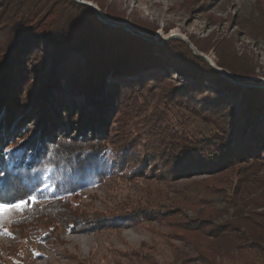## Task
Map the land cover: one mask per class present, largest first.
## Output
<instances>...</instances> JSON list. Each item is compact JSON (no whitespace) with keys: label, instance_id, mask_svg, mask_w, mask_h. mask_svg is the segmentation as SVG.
I'll list each match as a JSON object with an SVG mask.
<instances>
[{"label":"rangeland","instance_id":"rangeland-1","mask_svg":"<svg viewBox=\"0 0 264 264\" xmlns=\"http://www.w3.org/2000/svg\"><path fill=\"white\" fill-rule=\"evenodd\" d=\"M83 1H88L107 25L125 26L132 34L154 42L156 48L151 53L159 57V62L145 57L141 63L112 71L106 81L95 83L92 92L70 96L73 102H67L68 107L73 105V113L79 112L71 120L79 119L80 129L85 126L88 131H76L70 138L50 137L44 143L45 154L68 155L80 150L82 155L97 153L100 159L95 164L104 165L97 175L101 178L71 190L60 203L45 206L39 201L0 221L11 233L0 234V264H183V252L184 257L189 255L202 242V232L212 228L205 223L207 215L221 211L223 215L216 224L227 218L224 212L229 189L240 179L238 172L243 165L214 177L202 173L183 177L176 169V154L207 138L210 140L205 151L220 148L218 136L210 138L214 136V123L204 119L202 113L207 112L211 119L237 117L240 122L247 116L240 92L244 89L233 93L218 89V83L203 75L202 66L195 69L188 65L184 53L171 50L170 42L183 41L194 55L224 70L226 74L220 72V76L235 85H256L264 90V0ZM8 2L10 6L14 0H0V12L9 9ZM31 2L16 0L23 11ZM101 3L150 28L143 31L130 19L111 17ZM2 21L3 16L0 28L7 24ZM250 31L254 33L248 35ZM30 35L43 38L42 33ZM198 44L208 49L202 51ZM166 47L167 53L163 51ZM220 58L225 67L218 66ZM113 80L120 86L125 81L135 84L132 88L122 85L124 92L116 103L109 101L111 89L98 93L100 97L106 92L101 105L87 100L99 85L107 87L106 82ZM84 102L91 103L86 108L91 119L85 121L86 113H80ZM57 109L62 111L63 107ZM221 109L230 110L229 115L224 117ZM259 110L263 118L264 108ZM35 131L29 129V133ZM182 140L186 147L179 149ZM68 146L73 153L66 152ZM82 158L87 161L90 157ZM255 164L264 176V147ZM40 209L45 212L38 213ZM73 225L84 230L69 232ZM199 258L190 264H202Z\"/></svg>","mask_w":264,"mask_h":264},{"label":"trees","instance_id":"trees-1","mask_svg":"<svg viewBox=\"0 0 264 264\" xmlns=\"http://www.w3.org/2000/svg\"><path fill=\"white\" fill-rule=\"evenodd\" d=\"M28 1L32 2L27 10L18 9L19 5L14 0L10 6V2L6 3L9 9L0 12V18L3 16L4 19L2 22H7L6 28H0V45L3 47L0 48V112H4L0 117V171L4 172V176H0V198L20 196L34 189L38 202L52 206L66 199L71 190L101 178L97 175L104 168L102 164H95L100 159L97 153L82 155L81 150L73 153L70 146L66 152L73 154H45L44 143L50 137L70 138L76 131H88L85 126L80 129L79 119L71 120L79 112L73 113V105L68 107L67 102H73L70 96L92 92L96 89L95 83L106 81V77L114 73L112 71L125 68V65L141 63L145 57L159 62V57L151 53L156 48L154 42L132 34L125 26L107 25L93 7L80 1ZM100 7L119 21L130 19L125 13L109 9L103 3ZM132 21L143 31L150 28L137 19ZM30 33H42L43 38H33ZM252 33L254 31L248 35ZM170 44L171 50L174 48L184 53V61L188 65L195 69L202 66L203 75L218 83V89L225 88L226 93L244 89L240 92L243 93L242 106L247 116L240 122L237 117L211 119L207 112L202 113L204 119L214 123V136L210 138L218 136L220 148L217 146L205 151L209 138L198 140L199 144L194 146L190 144L189 150L184 149V140L180 142L184 144L179 149L184 150L182 154H176L179 158L176 169L183 173V177L193 173L214 177L225 170L234 172L233 168L243 165L238 172L240 179L234 188L229 189L230 197L224 212L227 218L216 224L222 212L207 215L205 223H210L212 228L202 232V242L196 244L189 255L184 257L183 252V264H190L198 257L202 264H224V261L229 264H260L255 258L264 263V176L260 175L255 164L259 150L264 147V117L260 118L262 113L259 110L264 108V90L256 88V85H235L225 76L222 78L220 71L203 57L194 55L181 40H172ZM197 46L202 51L208 49ZM167 50L166 47L163 51L167 53ZM219 65L226 66L224 60ZM82 69L85 74H82ZM194 72L199 73L198 70ZM106 84L107 87L99 85L87 100L101 105L106 92L100 97H97L98 93L111 89L109 101L116 103L121 91L124 92L122 85L132 88L135 82L129 85L125 81L120 86L113 80ZM219 100L223 102V99ZM87 102L80 106V113H86L84 121L85 118L91 119V113L86 109L91 103ZM57 107H63V110ZM221 110L224 117L230 113V110ZM29 129L36 131L29 133ZM94 129L95 126L93 133ZM83 156L90 158L85 161ZM43 212L45 210L38 211ZM83 230L74 225L69 228V232L75 233Z\"/></svg>","mask_w":264,"mask_h":264},{"label":"snow or ice","instance_id":"snow-or-ice-1","mask_svg":"<svg viewBox=\"0 0 264 264\" xmlns=\"http://www.w3.org/2000/svg\"><path fill=\"white\" fill-rule=\"evenodd\" d=\"M0 176H4V172L0 171ZM36 203H38V199L34 189L20 196L0 198V221L8 218L13 212H24ZM0 234L11 235L2 225H0Z\"/></svg>","mask_w":264,"mask_h":264},{"label":"water","instance_id":"water-1","mask_svg":"<svg viewBox=\"0 0 264 264\" xmlns=\"http://www.w3.org/2000/svg\"><path fill=\"white\" fill-rule=\"evenodd\" d=\"M82 3H84V4H87V5H91L90 3H88V1H81ZM92 6V5H91ZM216 67V66H215ZM216 69L218 70V71H220L221 73H224V74H226V72L224 71V70H221V69H218L217 67H216Z\"/></svg>","mask_w":264,"mask_h":264},{"label":"bare ground","instance_id":"bare-ground-1","mask_svg":"<svg viewBox=\"0 0 264 264\" xmlns=\"http://www.w3.org/2000/svg\"><path fill=\"white\" fill-rule=\"evenodd\" d=\"M219 69V68H218Z\"/></svg>","mask_w":264,"mask_h":264}]
</instances>
